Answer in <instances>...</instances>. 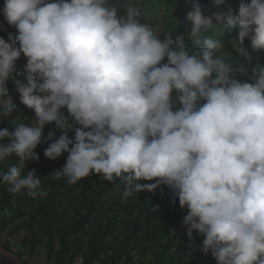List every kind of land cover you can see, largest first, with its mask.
Segmentation results:
<instances>
[{
    "label": "clouds",
    "instance_id": "obj_1",
    "mask_svg": "<svg viewBox=\"0 0 264 264\" xmlns=\"http://www.w3.org/2000/svg\"><path fill=\"white\" fill-rule=\"evenodd\" d=\"M0 14L16 29L0 38V117L16 109L7 88L14 71L19 102L35 114L0 129V162L17 160L0 172L8 192L47 196L35 170L22 169L53 140L43 135L51 124L62 134L45 158L67 153L54 179L74 185L96 174L123 185L124 199L165 185L187 209V236H202L216 264H264V64L241 81L237 73L249 70L231 55L251 60L246 38L264 51V0L211 16L194 2L187 31L162 40L140 7L122 0H4ZM213 28H238L228 56L222 39L202 36Z\"/></svg>",
    "mask_w": 264,
    "mask_h": 264
},
{
    "label": "trees",
    "instance_id": "obj_2",
    "mask_svg": "<svg viewBox=\"0 0 264 264\" xmlns=\"http://www.w3.org/2000/svg\"><path fill=\"white\" fill-rule=\"evenodd\" d=\"M122 2L140 7L141 22L159 32L161 40L165 33L175 35L187 31L189 22L172 12L171 0ZM3 5L4 0H0V9ZM123 11L121 8V14ZM217 28L202 36L222 39L225 48L221 52L228 56L230 41L238 28H225L223 34ZM15 32L0 14V38L7 41L8 34ZM186 43L191 46L187 37ZM244 47L251 60L231 53L232 63L235 67L245 65L248 74L237 73V78L251 82L248 80L251 66L257 62L264 64V51H253L247 38ZM166 62L165 58L162 63ZM15 63L24 67L26 58L21 54ZM7 88L16 109L8 117H0V129L8 127L11 131L17 123H30L35 114L19 102L15 85L9 84ZM61 111L67 116L66 109ZM50 131L55 133L53 140L37 145L34 151L39 159L27 161L22 169L24 174L35 170L41 181L40 190L46 191L47 196L33 198L26 191L12 194L0 183V247L3 250L18 255L26 264H216L210 252L201 251L202 236L195 231L191 239L187 236V226L183 224L187 209L179 207L178 199L167 186L160 185L151 192L141 191L124 199L123 185L103 181L96 174L74 185L67 183L66 178L54 179L53 171L65 165L67 153L55 160L45 158L43 153L48 144L62 134L49 124L43 135L46 137ZM64 132L69 138L74 137L72 128ZM6 142V139L0 141ZM16 162L15 157L0 162V172H6Z\"/></svg>",
    "mask_w": 264,
    "mask_h": 264
},
{
    "label": "water",
    "instance_id": "obj_3",
    "mask_svg": "<svg viewBox=\"0 0 264 264\" xmlns=\"http://www.w3.org/2000/svg\"><path fill=\"white\" fill-rule=\"evenodd\" d=\"M194 2L202 6L203 14L206 16H211L214 12H224L229 6L233 9L235 15L241 0H224V3L220 6H215L213 0H171L170 8L175 15L181 16L187 21L185 18L186 13L192 9ZM243 2L249 3L250 0H243ZM215 23L217 22L213 20V24ZM0 264L26 263L18 255L5 251L0 247Z\"/></svg>",
    "mask_w": 264,
    "mask_h": 264
},
{
    "label": "built area",
    "instance_id": "obj_4",
    "mask_svg": "<svg viewBox=\"0 0 264 264\" xmlns=\"http://www.w3.org/2000/svg\"><path fill=\"white\" fill-rule=\"evenodd\" d=\"M23 69V66H21V65H19V64H17V63H15V70L16 71H20V70H22ZM13 78H22V77H16L15 76V71H14V73H13ZM13 78H10L8 81H7V85H9V84H13L14 85V83H13Z\"/></svg>",
    "mask_w": 264,
    "mask_h": 264
}]
</instances>
